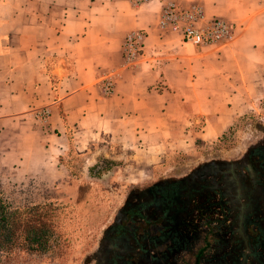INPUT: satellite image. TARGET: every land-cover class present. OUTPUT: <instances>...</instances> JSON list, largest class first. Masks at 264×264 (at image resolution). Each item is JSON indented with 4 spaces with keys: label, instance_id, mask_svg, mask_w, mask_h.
I'll return each mask as SVG.
<instances>
[{
    "label": "crops",
    "instance_id": "0c3cea01",
    "mask_svg": "<svg viewBox=\"0 0 264 264\" xmlns=\"http://www.w3.org/2000/svg\"><path fill=\"white\" fill-rule=\"evenodd\" d=\"M169 1L199 5L206 19L232 25V38L191 47L159 30ZM136 30L145 33L142 52L127 66L120 46ZM104 79L112 85L108 95ZM263 96L264 0H152L137 7L128 0H0L2 194L35 184L53 197V186L69 178V154L84 168L97 157L121 158L125 168L151 174L173 156L196 152L197 142L212 144ZM41 110L48 114L43 121L35 117ZM218 221L198 231L195 264L204 253L217 264L227 244L235 246L228 245L224 264H264L263 232L249 236L240 220L235 232L224 231Z\"/></svg>",
    "mask_w": 264,
    "mask_h": 264
},
{
    "label": "rangeland",
    "instance_id": "374dc122",
    "mask_svg": "<svg viewBox=\"0 0 264 264\" xmlns=\"http://www.w3.org/2000/svg\"><path fill=\"white\" fill-rule=\"evenodd\" d=\"M263 141L264 96L255 102L245 115L234 120L224 135L212 144L204 145L202 142H197L196 152L171 156L168 167H161L159 170L156 168L151 174H137V170L125 168L127 164L121 158H106L115 162L117 166L111 168L108 175L102 178H89L88 167L95 163L96 158L84 168L86 164L80 156L69 154L66 159L69 178L64 179L62 184L53 186L54 191H58L53 193L55 198L46 197L49 193L41 195L42 188L35 184L22 185L15 189L8 188L2 194L10 206L15 208H23L44 201L61 203L65 220L61 222L59 232L53 238L46 253H28L14 248L9 252H0V264H94L101 250L106 247L105 232L115 223L127 200L131 202L137 200L138 194H141L145 188L162 179H183L204 170L210 177L220 178L222 174H229L231 177L232 169L234 166H239L247 150ZM222 170L223 173H221ZM227 189L229 194L233 192L232 185H228ZM231 195H229V208H232V203L240 204L238 198L232 200ZM214 214L216 212H213L210 217ZM233 214L230 213L229 221ZM219 217L211 220L209 224L219 226L218 220H223V217ZM236 228V225H229V222H225L223 226L224 231L235 232ZM253 234L257 232H251L249 236ZM228 245L235 246L227 244L226 251L221 250V253L224 251L226 253L224 256L220 255L221 258H217V264H224L226 257L232 254ZM218 248L220 250L222 246L218 245ZM237 250L242 251L240 247ZM211 251L212 249L207 253L212 254ZM196 254V250H193L194 258ZM254 258L255 255L250 253L248 260L251 261ZM193 262L195 261L192 258L181 260L182 264ZM212 262L204 253L199 264Z\"/></svg>",
    "mask_w": 264,
    "mask_h": 264
},
{
    "label": "flooded vegetation",
    "instance_id": "af4514ba",
    "mask_svg": "<svg viewBox=\"0 0 264 264\" xmlns=\"http://www.w3.org/2000/svg\"><path fill=\"white\" fill-rule=\"evenodd\" d=\"M208 174L204 170L183 179H162L137 200H127L105 232L106 247L94 264H182L184 257L196 262L193 248L202 234L197 232L209 226L213 212L223 217V224L234 213L229 225L240 220L250 233H264V141L247 150L231 177ZM229 195L240 204L229 208Z\"/></svg>",
    "mask_w": 264,
    "mask_h": 264
},
{
    "label": "built area",
    "instance_id": "2783aa9c",
    "mask_svg": "<svg viewBox=\"0 0 264 264\" xmlns=\"http://www.w3.org/2000/svg\"><path fill=\"white\" fill-rule=\"evenodd\" d=\"M152 0H128L129 4L137 7ZM159 30L178 34L183 44L191 47L220 46L229 41L234 32L232 25L219 18L206 19L202 8L197 4L186 7L169 1L162 6L157 24ZM145 33L136 30L128 32L121 42V57L125 65L132 66L140 57ZM101 91L108 95L112 92L109 80H102ZM47 111L41 110L35 117L43 121Z\"/></svg>",
    "mask_w": 264,
    "mask_h": 264
},
{
    "label": "trees",
    "instance_id": "16d2710c",
    "mask_svg": "<svg viewBox=\"0 0 264 264\" xmlns=\"http://www.w3.org/2000/svg\"><path fill=\"white\" fill-rule=\"evenodd\" d=\"M115 166V162L98 157L88 167L87 175L99 179L108 175ZM62 211L63 205L53 201L15 208L0 192V252L18 248L28 253H46L59 232L61 222L65 220Z\"/></svg>",
    "mask_w": 264,
    "mask_h": 264
}]
</instances>
